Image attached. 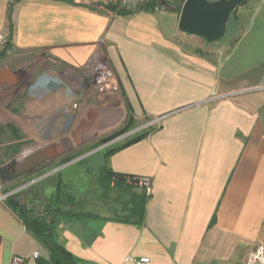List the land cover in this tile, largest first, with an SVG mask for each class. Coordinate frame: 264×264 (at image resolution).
I'll return each mask as SVG.
<instances>
[{
  "label": "crops",
  "instance_id": "1",
  "mask_svg": "<svg viewBox=\"0 0 264 264\" xmlns=\"http://www.w3.org/2000/svg\"><path fill=\"white\" fill-rule=\"evenodd\" d=\"M111 1L0 0L6 35L13 5L11 46L0 57L4 148L9 153L18 146L12 152L18 160L48 146L54 154L2 186L57 167L67 154L58 138L65 109L82 120L67 133V143L97 126L114 131L128 120L138 126L179 109L107 157L116 173L151 178L150 193L130 190L147 195L143 221L112 217L124 210L116 194L129 192L116 188L108 193L115 192L110 215L61 222L55 240L81 264H133L127 255L149 258L144 264H245L248 253L264 245V0L238 5L234 34L215 42L180 31L172 5L157 0L158 10L150 5L120 14L106 8ZM93 56L113 71L105 87L92 80ZM41 77L46 83L32 88ZM95 100L104 106L99 117ZM49 118L56 127L50 142ZM37 242L8 199L0 201V264L13 255L28 264Z\"/></svg>",
  "mask_w": 264,
  "mask_h": 264
},
{
  "label": "trees",
  "instance_id": "2",
  "mask_svg": "<svg viewBox=\"0 0 264 264\" xmlns=\"http://www.w3.org/2000/svg\"><path fill=\"white\" fill-rule=\"evenodd\" d=\"M183 2L184 0H178V5L175 8L178 13H180ZM155 4H157V0H149L146 5L140 7L137 10L148 8L150 5L153 6ZM12 7L13 5L10 2L7 8L8 34L6 35V40L2 43L0 57L4 55L6 50L11 46L10 33L12 28ZM106 8L113 10L114 6L111 3H108L106 5ZM116 12L120 14H127L133 12V10L120 9ZM134 127L135 125H132L130 120H128L119 129L114 130L111 133L100 138L95 147L97 148L100 145L113 140L114 138L130 131ZM151 130H153V128H148L133 134H129L128 136L123 138L124 140L122 142L116 144V146H106V148H102L104 149L103 162L101 163V165L98 166V173L96 179L100 189L104 194H108L110 190L116 188H123L129 190V192H127V206L124 207V210L122 212L117 211L115 214L112 215V217L117 218V220L121 222L141 223L143 221L147 195L145 193L135 195L134 192H130V190L133 188L126 183V179L124 177L125 175L114 172L108 166L107 157L114 151L120 149L121 147L148 135ZM102 149H98L95 152L101 151ZM79 151L80 150L67 153L63 158L60 159L59 164L57 166L72 161L73 158L81 154ZM87 156L75 160L72 163L82 160ZM33 186L35 185L32 184L28 188H31ZM60 187V183L58 182L56 188L49 196H46L44 194L40 196L34 193L33 195H29L26 198H22V191L15 196L7 198L12 210L17 213V215L23 222L25 229L39 241V243L46 249L48 253L45 257L39 256L38 258H36L37 264H81L80 259L75 257L71 252H69L55 240V232L57 225L61 222H68L77 219L106 218L98 215L95 212L65 208L67 204H72V199L71 197L66 195Z\"/></svg>",
  "mask_w": 264,
  "mask_h": 264
},
{
  "label": "rangeland",
  "instance_id": "3",
  "mask_svg": "<svg viewBox=\"0 0 264 264\" xmlns=\"http://www.w3.org/2000/svg\"><path fill=\"white\" fill-rule=\"evenodd\" d=\"M163 2L165 5L167 6H174L175 8L178 5V0H158ZM164 8V7H163ZM240 11L237 12V10H235V12H233L230 17L229 20L227 22V29H226V33L223 36V38L221 39V41L227 40L230 38V36L232 34H234V29L236 28V21H237V17L239 16ZM97 95H96V99H97ZM98 100V99H97ZM95 100V107L93 109H95V112L97 114V117H99V115H102V112L104 110V106L103 104L101 105V103H98V101ZM94 105V104H93ZM92 111V110H90ZM65 121L63 124V134L58 136V138L63 139L62 140V150L64 153H68V152H73L75 150H80L79 152L81 153L79 156L73 158L72 161L64 163L62 165L57 166L56 168H51L49 170V168L41 170L37 172V175L46 171L48 172L49 176L48 178H42L40 181H38L36 184H34L35 186L31 187V188H27L25 190H23L21 197L22 198H26L29 195H33L34 193L36 195H45V190L46 192L49 193L50 191H54V189L56 188L57 183H60V188L61 190L68 195L69 197H71L72 199V204L71 205H66L65 208H71L73 210H82V211H89V212H95V213H101V214H105V215H110L111 210L109 209L110 206V200L111 198L114 196L108 195V194H104L102 192V190L100 189L99 185L97 184V173H98V166L101 165V163L103 162V155H104V149L102 148H106L107 147H112L113 144L111 145H107V143L100 145L99 147H95L97 142L99 141L100 138H102L103 136L107 135L110 131L112 130H102V128H99L97 126V128L95 129V132L92 133L91 135H86V136H78L75 139V141L73 143H67L65 140L68 138L66 135H68L67 133L70 132L71 128L74 127V125L76 124L77 119L79 120V118H81V114L77 113V111L75 112H69L65 109ZM85 115L87 116L86 112ZM100 115V116H101ZM80 122L82 120H79ZM98 122H100L97 119V124H99ZM54 120H51L49 118L48 122H47V137L46 140H48L49 142L52 140L53 136V132L55 131L56 127L54 125ZM62 127L60 129H62ZM59 131L60 129L57 128ZM98 131V132H97ZM119 137V136H118ZM116 137V138H118ZM5 136H0V165L3 164L4 162H7L9 160V158H12L14 155L13 153L16 151L18 152L19 147L16 146L15 150H12V152H7V149L4 148L3 145L5 143ZM56 138V137H54ZM114 138V139H116ZM71 139V138H70ZM6 149V150H5ZM98 149H102L101 151L95 152ZM5 150V151H4ZM16 154V153H14ZM91 154V155H90ZM86 155H90L85 157L82 160H79L75 163V160H78ZM18 156V155H17ZM72 163V164H71ZM59 164V163H57ZM71 164V165H69ZM55 166V165H53ZM59 171V172H58ZM47 174V175H48ZM28 179V177H23L19 180L18 183H21L22 181H26ZM40 183V184H38ZM128 185H130L131 187H136L135 185H133L132 182L127 183ZM53 186V187H52ZM52 187V189H50ZM49 188V189H47ZM52 191V192H53ZM51 192V193H52ZM121 193L118 192L115 196V200L117 201V204L120 207V204L123 205V207L127 206L126 201H124V199H126L127 196L124 195H120ZM111 208V206H110ZM113 209V208H112ZM118 209V208H116ZM124 213V212H123ZM36 248L38 249V252L40 254V256L45 257L46 256V250L45 248L39 243L37 242L36 244ZM28 264H36L35 259L34 258H29L28 260ZM27 264V262H26Z\"/></svg>",
  "mask_w": 264,
  "mask_h": 264
},
{
  "label": "water",
  "instance_id": "4",
  "mask_svg": "<svg viewBox=\"0 0 264 264\" xmlns=\"http://www.w3.org/2000/svg\"><path fill=\"white\" fill-rule=\"evenodd\" d=\"M246 0H184L178 18V29L208 42L223 38L230 15ZM51 147L36 150L21 160L11 158L0 165V181L13 180L36 169L50 159Z\"/></svg>",
  "mask_w": 264,
  "mask_h": 264
},
{
  "label": "built area",
  "instance_id": "5",
  "mask_svg": "<svg viewBox=\"0 0 264 264\" xmlns=\"http://www.w3.org/2000/svg\"><path fill=\"white\" fill-rule=\"evenodd\" d=\"M102 1V0H100ZM149 2V0H112L111 4L114 6V11L116 12L117 10L120 9H126V10H137L140 7L146 5ZM154 10H158L159 6L155 4L152 7ZM6 40V34L3 31H0V44H2ZM89 69L90 73L92 76L93 82L100 86V87H105L109 85L114 78L113 71L109 65V63L101 58H98L96 56L91 57L89 61ZM218 96L211 97L210 100L217 99ZM179 109H174L171 111H167L165 113H161L158 115H154L148 120L144 121L142 124L135 126L133 129L130 131L120 135L119 137H126L129 134L136 133L138 131H141L143 129H148V128H158L161 125V122L164 118L169 116L170 114L178 111ZM124 135V136H123ZM118 137V138H119ZM48 172L44 171L42 174H38L36 176L28 177L26 181H22L21 183L5 189L2 186V183L0 181V201H3L7 199L8 197L15 196L18 193L22 192L23 190L27 189L29 186L32 184L37 183L40 181L42 178L47 177ZM126 179V183L132 182L133 185L141 187L145 193H150L151 191V178L147 176H130V175H125L124 176ZM31 257L36 259L39 257V252L34 251L31 254ZM25 257L19 256V255H13L9 261V264H25ZM125 261L127 262H132L133 264H144L149 262V258L147 257H134L131 255H127L125 257ZM245 264H264V245L263 244H257L254 249H252L248 255Z\"/></svg>",
  "mask_w": 264,
  "mask_h": 264
},
{
  "label": "clouds",
  "instance_id": "6",
  "mask_svg": "<svg viewBox=\"0 0 264 264\" xmlns=\"http://www.w3.org/2000/svg\"><path fill=\"white\" fill-rule=\"evenodd\" d=\"M43 83H46V80L44 77L39 78L35 84L32 85V88H36L38 85H41Z\"/></svg>",
  "mask_w": 264,
  "mask_h": 264
},
{
  "label": "flooded vegetation",
  "instance_id": "7",
  "mask_svg": "<svg viewBox=\"0 0 264 264\" xmlns=\"http://www.w3.org/2000/svg\"><path fill=\"white\" fill-rule=\"evenodd\" d=\"M68 153H70V152H68Z\"/></svg>",
  "mask_w": 264,
  "mask_h": 264
}]
</instances>
